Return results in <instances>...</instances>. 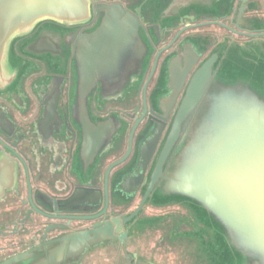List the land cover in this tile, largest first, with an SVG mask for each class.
<instances>
[{"label":"water","instance_id":"water-1","mask_svg":"<svg viewBox=\"0 0 264 264\" xmlns=\"http://www.w3.org/2000/svg\"><path fill=\"white\" fill-rule=\"evenodd\" d=\"M250 1L0 0V94L16 96L19 78L28 63L22 55L43 58L49 66L55 65L58 74H64L71 64L76 98L71 120L84 135L80 147L92 146L97 151L112 141L120 127L128 125L116 113L106 118L95 115L89 105L92 97L101 96L112 105L120 104L118 99L135 89L140 93L143 85V113L136 117L131 128L127 150L105 171V207L108 194L113 204L131 201L140 188L144 192L139 206L130 215L112 217L105 223L109 232L104 238L113 241L125 237L122 223L137 215L145 202L163 205L174 202L187 207L194 221L193 212L201 211L204 225L207 223L228 249L232 263L264 264V71L257 74L254 69L227 60L229 50L237 46L252 55L250 63L264 67V28L259 23L246 34L252 41L225 44L221 53L204 62L201 59L209 48L207 43L179 44L182 56L164 57L148 105L145 99L158 57L168 48L156 51L157 42L152 41V35L157 38L160 32L172 31L182 26L184 20L202 22L195 26L222 24L218 20H224L231 12L242 15ZM41 22L42 29H35ZM57 96L56 91L53 103L39 121L46 129L56 116ZM148 110V120L153 121L147 122L133 141L134 132ZM3 121L0 119V134H9L1 125ZM13 136L8 135L6 141L0 139V145L13 156L9 157L7 172L11 182L21 171L18 163L25 164L12 148ZM174 152L165 174L163 166ZM126 160L129 161L124 166L113 171ZM81 184L75 188L79 201L85 202L93 193L98 199L102 195L100 188ZM158 185L161 186L157 188ZM29 201L43 206L36 196L30 198V192ZM100 214L102 211L93 217ZM192 219L194 226L189 221L182 222L179 229L199 231ZM104 227L98 224L92 230H78L66 236L63 256L70 243L77 249L74 255H81L89 242H97ZM32 255L35 253L22 252L0 264H24Z\"/></svg>","mask_w":264,"mask_h":264},{"label":"flooded vegetation","instance_id":"flooded-vegetation-1","mask_svg":"<svg viewBox=\"0 0 264 264\" xmlns=\"http://www.w3.org/2000/svg\"><path fill=\"white\" fill-rule=\"evenodd\" d=\"M236 3L237 1L234 5ZM224 20H218L222 24L210 23L200 26H195L202 23L199 20L195 22L184 20L182 26L175 27L172 31L160 32L157 38L152 35V41L157 42L156 51L166 46L168 48L159 55L156 69L148 84L145 96L147 105L150 91L158 83L159 65L166 55L182 56L183 51L179 48V44L190 42L197 45L204 42L209 46L201 59L204 62L211 55L221 53L220 49L225 44L239 45L252 41V38L246 34L251 33L249 30L257 27L259 23L262 29L264 28V3L262 0H251L242 15L231 12ZM36 28L42 29V22L36 25ZM156 51L150 58L146 77L151 71ZM22 56L26 57L28 63L19 78L17 90H15L16 96L12 97L9 93L0 94V119L4 120L1 125L9 133L0 134V139L6 141L8 135H14L10 138L15 144L12 148L23 157L25 162L24 165L18 163L21 171L17 179L11 182L7 172L11 163L9 157L13 156L8 149L0 145V165L3 166L0 172V262L26 251L33 252L35 255L23 261L24 264H46V260L51 261L50 264H82L87 260L89 263V256L95 250L114 245L117 252H128L129 242L137 236L138 231L143 229L150 231L163 223L162 216H150L145 212L146 209L152 210L164 206L175 207V209L181 207L174 202L164 205L145 202L137 215L125 224L122 223V232L127 233L125 237L122 236L121 239L113 241L110 238H104L109 232V226L104 227L105 223L111 221L112 217L123 218L130 215L139 206L144 192V188H140L131 201H116L113 204L108 194V203L105 207V171L111 162L122 157L127 150L131 128L136 117L143 113V85H141L140 93L137 94L135 89L132 94L118 99L122 102L120 104L112 105L107 98H101V96L91 98L89 105L95 115L106 118L108 114L116 113L123 118L125 124H128L120 127L112 141L103 145L97 152L92 146V148L79 146L84 135L80 132L79 125L71 120L76 99L74 67L70 64L63 71L64 74H58L55 65L49 66L43 58L33 57L30 54ZM56 91L58 92L55 104L56 116L48 123L49 129H46L39 121L46 108L53 103ZM149 115L148 110L134 132L133 141L143 126L153 121V119L148 120ZM170 118L171 115L169 120ZM169 120L157 144L155 157L160 150ZM175 152L163 166L165 174L168 173ZM128 161H124L113 171L124 166ZM113 171L107 179L108 182L111 181ZM81 183L86 184L84 186L86 188L89 187L87 186L89 183L100 188L102 191L100 198H96V194L93 193L88 195V200L85 202L79 201V191L75 188L82 186ZM160 186L158 185L157 188ZM29 192L30 198L36 196L43 206L34 202L33 206L29 201ZM157 194L166 195L163 192ZM181 209L182 213L178 211L170 219L171 225H175V230L179 233L182 231L179 227L192 219L191 211L187 207ZM101 211L102 214L93 217ZM195 212L196 218L203 217L200 210ZM98 224L102 225L104 230L103 233L98 234L97 242L95 240L92 243L89 242L79 256L74 255L77 249H73V244L70 243L63 256V239L66 236L78 230H92ZM195 226L203 227L200 220ZM56 251L59 254H50ZM132 255L136 260L139 259L138 254ZM128 257L125 254V258Z\"/></svg>","mask_w":264,"mask_h":264},{"label":"rangeland","instance_id":"rangeland-1","mask_svg":"<svg viewBox=\"0 0 264 264\" xmlns=\"http://www.w3.org/2000/svg\"><path fill=\"white\" fill-rule=\"evenodd\" d=\"M223 50L222 48L220 51ZM229 51L231 53L227 55V60L232 63L254 69L257 74L264 71L263 66L249 62L251 60L249 57L252 55L248 51L237 46ZM181 208L164 206L152 210L146 209L145 212L150 216L164 218L163 223L158 224L159 227L155 226L156 228L150 231L148 229L138 231L137 236L129 242L128 252H117L115 245L102 247L89 256V263L87 260L82 264H234L231 262L228 249L218 236L211 232L209 225L207 223L204 225V219L196 218L197 221H194L197 223L200 220L203 225L199 231L194 229V223L190 220L189 223L193 225L194 232L181 231L179 233L175 230V225H171L170 219L178 211L182 213ZM193 214L195 215L196 212L194 211ZM133 253L138 254V260L132 255ZM125 254L129 256L127 259Z\"/></svg>","mask_w":264,"mask_h":264}]
</instances>
